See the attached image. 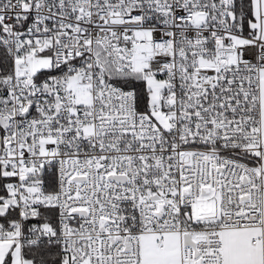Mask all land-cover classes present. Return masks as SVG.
<instances>
[{
	"label": "snow or ice",
	"instance_id": "1",
	"mask_svg": "<svg viewBox=\"0 0 264 264\" xmlns=\"http://www.w3.org/2000/svg\"><path fill=\"white\" fill-rule=\"evenodd\" d=\"M0 264H264V0H0Z\"/></svg>",
	"mask_w": 264,
	"mask_h": 264
}]
</instances>
